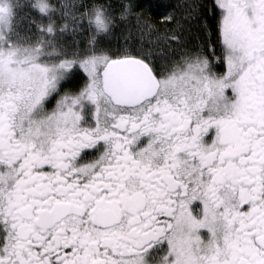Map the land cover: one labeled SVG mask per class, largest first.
Instances as JSON below:
<instances>
[{
  "label": "snow or ice",
  "instance_id": "obj_1",
  "mask_svg": "<svg viewBox=\"0 0 264 264\" xmlns=\"http://www.w3.org/2000/svg\"><path fill=\"white\" fill-rule=\"evenodd\" d=\"M0 264H264V0H0Z\"/></svg>",
  "mask_w": 264,
  "mask_h": 264
}]
</instances>
